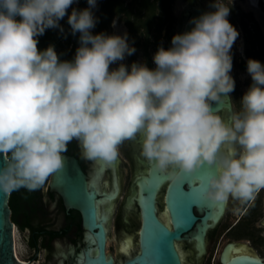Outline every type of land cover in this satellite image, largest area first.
Segmentation results:
<instances>
[{
  "label": "clouds",
  "instance_id": "clouds-1",
  "mask_svg": "<svg viewBox=\"0 0 264 264\" xmlns=\"http://www.w3.org/2000/svg\"><path fill=\"white\" fill-rule=\"evenodd\" d=\"M0 0V192L39 189L62 169L78 141L87 160L115 162L126 141L142 137L141 155L161 173L194 174L215 166L203 196L249 200L264 189V65L249 58L252 83L242 110L225 121L213 105L235 90L232 48L239 37L231 8L210 0L190 31L158 47L155 68L121 62L136 52L128 34L93 35L98 18L87 0ZM233 4V0H232ZM67 15L79 33L74 58L61 61L38 37Z\"/></svg>",
  "mask_w": 264,
  "mask_h": 264
},
{
  "label": "flooded vegetation",
  "instance_id": "flooded-vegetation-1",
  "mask_svg": "<svg viewBox=\"0 0 264 264\" xmlns=\"http://www.w3.org/2000/svg\"><path fill=\"white\" fill-rule=\"evenodd\" d=\"M250 2L255 7L261 4L264 6L263 0H258L257 4ZM80 3H83V1ZM197 5L203 6L197 1H190L186 4L179 18L175 17L171 7L173 19L171 17L165 18L164 27L162 26V30L165 28V36L168 37L163 45L165 49L169 47L172 40V29L176 19L178 34H181L191 9ZM84 7L85 3L82 4V9ZM100 14L101 16L96 17L98 22L95 28L91 30L93 35L101 33V31L109 35H123L127 32L129 44L136 49L134 54L139 52L142 47L146 49L149 45L151 46L149 38L152 36V32H150V28L156 27L157 17L152 18L151 26H148L141 25V22L138 21L140 20L139 17H130L118 10L114 11L112 15H108V12L106 15H103L102 12ZM118 14L124 16L117 18ZM62 21L64 32L53 38H41L38 49L44 50L49 44H52L61 61H71L75 56L76 49L79 47L80 34H71L66 16ZM122 23L127 27V30L121 33L119 28ZM141 28H146L149 31L142 33L144 39L139 34ZM158 34L160 36L161 32ZM154 44H157V47L161 46V43L155 40ZM133 62H135V57L126 55L123 61L110 65V69L117 68L119 63H123L130 70ZM151 62L149 60L147 64L149 68L153 67ZM141 144L142 137L139 135L134 139L126 140L119 148L120 154L117 160L110 165H105L98 160L85 159L76 140L70 142L67 145V151L62 154L78 159L88 182L99 191V198L114 197L106 199L109 201V206L106 211L100 214V217H106L103 222L107 232L106 256L107 259L112 257L114 264H124L139 249L140 208L137 203L131 204L133 201L131 198L128 201V197L133 182L141 172L149 169L147 166L148 161L141 155ZM125 177L129 178L128 192L115 213L118 200L123 195ZM51 178L52 175L37 190L29 191L26 188H21L22 193L20 196L17 195V191L12 192L10 195L9 203L15 229L17 234L20 233L24 237V241L30 250L25 258L20 256L21 261L27 264H83L86 253L76 220L60 210L50 192ZM93 182H95V185ZM231 198L233 197L230 196L227 199L226 208L220 220L208 227L202 238L196 235L199 225L195 224L182 235L181 240L177 241L183 264H223L221 260L222 253L226 245L233 240L248 242L257 256L264 258V214L260 218L264 207V189L255 192L253 198L243 200V203L235 210L230 207ZM159 208L162 217L168 223L170 215L166 208L165 191L161 192ZM161 208H163V211ZM239 227H245V232H237L236 228ZM88 242L94 256H97V242H94L91 232Z\"/></svg>",
  "mask_w": 264,
  "mask_h": 264
},
{
  "label": "water",
  "instance_id": "water-1",
  "mask_svg": "<svg viewBox=\"0 0 264 264\" xmlns=\"http://www.w3.org/2000/svg\"><path fill=\"white\" fill-rule=\"evenodd\" d=\"M264 1V0H263ZM207 10L197 5L191 9L188 19L182 29V33L190 31L194 25L190 21L199 17ZM217 113H222L225 121L230 122L234 113L233 103L229 96L222 97L213 105ZM64 166L52 174L50 192L53 195L60 210L75 218L84 250L86 253L85 262L103 257L99 264H114V259H107L106 240L107 232L103 223L104 233L100 237V227H92L93 215L89 211L90 195H94L96 203L97 224L101 222L100 217L109 206V201L99 198V191L88 182L79 161L75 157L62 155ZM5 164L2 154H0V167ZM148 171H143L133 182L131 193L128 197L132 203H137L140 208V229H139V249L133 256L126 260L124 264H183V259L177 247V241L183 238V234L190 230L195 224L199 225L196 232L201 238L205 235L208 227L220 220L226 208V201L212 202L204 198L203 193L207 189L208 177L218 174L215 166L209 168L203 166L194 174L175 175L173 170L161 173L154 169L151 164H147ZM147 170V169H146ZM155 180L156 192L153 206L155 209V221L145 214L144 205L140 198L141 181ZM177 188L182 191L183 198L178 205L173 207V214L169 212L167 197L171 189ZM165 191L166 208L170 215V221L165 222L159 208L161 192ZM10 195L0 192V264H27L21 261L15 253V223L12 220V209L10 206ZM174 215V216H173ZM176 218V220L174 219ZM201 218V219H199ZM146 229V235H145ZM93 235L94 242H97L98 254L94 256L89 245V234ZM237 256H251L264 264V258H259L248 242L242 240L230 241L221 256L223 264L233 260ZM143 257V261L138 262L137 258Z\"/></svg>",
  "mask_w": 264,
  "mask_h": 264
},
{
  "label": "rangeland",
  "instance_id": "rangeland-1",
  "mask_svg": "<svg viewBox=\"0 0 264 264\" xmlns=\"http://www.w3.org/2000/svg\"><path fill=\"white\" fill-rule=\"evenodd\" d=\"M82 0H78V2H74V4L68 9V14L71 13L72 8L76 9H82V4L80 3ZM102 0H97V5L93 10V14L95 17L101 16L100 12L103 9V3L101 4ZM105 3L108 0H104ZM126 4H131L133 0H124ZM190 1H197L201 3L208 11L212 10L209 7L210 0H172L171 7L172 12L174 13L176 18H179L183 10L186 7V4L190 3ZM222 2L231 8L230 14L228 16L229 22L238 30L239 37L235 41L233 48H232V56H233V68L231 71V75L235 80V90L230 94L232 103H233V109L234 112H239L242 110V106L240 103V99L243 96V94L246 92V90L249 88L250 84L252 83L251 76L247 72V60L249 58L255 59L261 62L262 65H264V55L260 54V46L258 42V38L256 37L257 29H259L263 39H264V6L261 4L258 7H255L252 5L250 0H222ZM85 7H88V4L85 0ZM84 7V8H85ZM102 8V9H100ZM130 10H133L130 8ZM162 10L161 8H157L156 12L160 13ZM163 12V11H162ZM117 16V15H116ZM121 16H124L123 14H118L117 18H120ZM67 17V15H66ZM145 17H143L144 19ZM62 23L63 21L60 20ZM59 22V23H60ZM164 27V26H163ZM158 26L156 24V27L150 28V32H152V36L149 38L150 44L148 48L144 49L143 47L139 49V52L136 54H133V57H135V62L139 63H146L148 64L149 60L152 61L153 64L152 68H155L156 65L153 61V56L156 52V49H158V45L154 44V40L158 41V43H161L163 46L166 43V40L168 37L165 36V28L161 31V35L159 36ZM102 27L100 28V30ZM53 33H50V37H53L54 33L56 34V29H51ZM99 30V32H100ZM127 30V27L122 23L121 27L119 28V31L125 32ZM149 32L146 28H141L140 35L141 38H143L144 32ZM102 32V31H101ZM178 34V27H177V19L175 23L173 24L172 29V37L174 35ZM159 36V37H158ZM39 43L41 40L38 37ZM38 43V44H39ZM157 43V42H156ZM169 47H171V42L169 44ZM168 47V48H169ZM156 48V49H155ZM251 55V56H250ZM246 62V66H243V62ZM219 115L223 118L222 113H219ZM224 119V118H223ZM124 190L122 197L119 198L118 204L115 209V213L118 211L119 206L121 205L122 201L124 200V197L126 193L128 192V185H129V178L125 177L124 179ZM21 188L17 190V195H21ZM243 203V200L231 198L230 207L234 208L235 210L238 206H240ZM163 211V208H161ZM264 214V207L261 211V216ZM237 232H245V227H239L236 228ZM19 237V242H17L18 249H19V255L22 258H25L28 253H30V250L28 249L24 237L18 233L17 234V241ZM217 239V238H216ZM215 239V240H216Z\"/></svg>",
  "mask_w": 264,
  "mask_h": 264
},
{
  "label": "trees",
  "instance_id": "trees-1",
  "mask_svg": "<svg viewBox=\"0 0 264 264\" xmlns=\"http://www.w3.org/2000/svg\"><path fill=\"white\" fill-rule=\"evenodd\" d=\"M83 3L85 0H82ZM171 2L172 0H133L131 4H126L124 0H108L105 1L102 0L101 4L103 3V9L102 13L103 15H106L108 12V15H112L114 11L118 10L119 12H124L130 17L136 16L139 17L141 25H148L151 26V21H153L152 18L157 17V30L158 33L161 32L162 26L165 23V18L171 17L173 19V15L171 13ZM132 8L133 10H130ZM157 8H161L160 13H157ZM143 17H145L143 19ZM60 25L63 27V23L60 22ZM56 34L54 33L53 37H55L57 34H61L60 30L57 28ZM50 33H53L51 29H47L44 33V35L39 36V39H48L53 38L50 37ZM256 37L258 38L259 46L260 48V54L264 55V39L259 31L257 29ZM251 56V55H250ZM243 66H246V62H243Z\"/></svg>",
  "mask_w": 264,
  "mask_h": 264
},
{
  "label": "snow or ice",
  "instance_id": "snow-or-ice-1",
  "mask_svg": "<svg viewBox=\"0 0 264 264\" xmlns=\"http://www.w3.org/2000/svg\"><path fill=\"white\" fill-rule=\"evenodd\" d=\"M141 192H140V198L143 202L144 205V211L145 214L147 212L148 216L151 217L153 221H155V209L153 206V201H154V196L156 192V185H155V180L151 181H141ZM183 193L180 189L173 188L170 190L169 195L167 197V202L169 205V212L170 214H173V207L178 205V203L182 200L183 198ZM114 197H107L106 199H112ZM89 199V211L93 215V220H92V227H100L101 232H100V237H103L104 233V228H103V222L106 220L105 218H100L101 222L97 224V216H96V203L94 200V195H90L88 197ZM174 216V215H173ZM176 220V218H174ZM156 222V221H155ZM177 223V220H176ZM157 225L158 222H156ZM145 235H146V229H145ZM103 259V257H98L96 260H90L89 264H99V262ZM143 257L137 258V261H143ZM226 264H258V261L251 257V256H237L233 260L226 261Z\"/></svg>",
  "mask_w": 264,
  "mask_h": 264
},
{
  "label": "bare ground",
  "instance_id": "bare-ground-1",
  "mask_svg": "<svg viewBox=\"0 0 264 264\" xmlns=\"http://www.w3.org/2000/svg\"><path fill=\"white\" fill-rule=\"evenodd\" d=\"M250 1H252V2H254V3H256L257 4V1L258 0H250ZM98 175H100V174H98ZM100 177V176H99ZM97 182V181H96ZM93 184L95 185V182H93ZM132 200V199H131ZM14 237H15V253H16V255H17V257L20 259V260H22V258L20 257V255H19V252H18V241H17V231H16V229H15V234H14ZM130 247H131V244H130Z\"/></svg>",
  "mask_w": 264,
  "mask_h": 264
}]
</instances>
